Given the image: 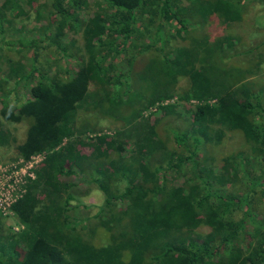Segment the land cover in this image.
Returning a JSON list of instances; mask_svg holds the SVG:
<instances>
[{
	"label": "trees",
	"instance_id": "obj_1",
	"mask_svg": "<svg viewBox=\"0 0 264 264\" xmlns=\"http://www.w3.org/2000/svg\"><path fill=\"white\" fill-rule=\"evenodd\" d=\"M85 4L49 0L36 9L38 21L42 7L46 13L39 37L7 39L0 27L2 46L32 54L31 69L20 58L0 69V117L30 121L16 146L20 158L44 155L10 205L21 229L4 232L0 211V264H264V123L257 119L264 116V87L252 79L239 86L230 60V52H242L264 61L258 52L264 41L238 52V36L210 41L203 30L212 15L224 25L240 21L238 0H97L84 21L77 11ZM21 7V0H3L0 23L8 21L6 11ZM146 19L158 23L138 51L163 42V23L172 20L178 24L174 34H184L190 46L151 59L147 68L154 74H111L114 59ZM65 29H82L87 56L65 77L40 72L35 56L41 44L63 52L73 47L62 44ZM179 77L189 81L180 100L198 101L184 110L180 126L172 123L173 114L179 116L173 104L159 106V115L140 116L141 108L172 97ZM21 81L32 82L25 101L16 98ZM150 81L156 88L149 96L144 88L132 92L136 82ZM90 82L96 83L94 91ZM124 106L129 110L122 111ZM79 109L103 110L122 124L111 134L87 136L75 124ZM225 128L242 133L250 154L239 150L219 165L209 163L208 150ZM253 159L261 167L258 174L251 172ZM90 183L104 194L95 219L108 234L103 245L92 242L88 217L70 216L75 192ZM237 208L239 218L233 216ZM201 225L208 232H197Z\"/></svg>",
	"mask_w": 264,
	"mask_h": 264
},
{
	"label": "rangeland",
	"instance_id": "obj_2",
	"mask_svg": "<svg viewBox=\"0 0 264 264\" xmlns=\"http://www.w3.org/2000/svg\"><path fill=\"white\" fill-rule=\"evenodd\" d=\"M97 0H86V4L77 11V15L82 20H87L92 17L96 9ZM3 0H0V4ZM49 0H34L32 5H29L26 0H21V8L16 10H10L5 12V18L8 19L7 22L3 21L0 23V27L3 28L2 33L7 39H25L31 37H39L44 35L41 26L45 23V17L42 18V15H46L44 12V7L40 12V20H36L35 14L36 9H39L43 4H48ZM239 5L242 7L243 16L242 19L238 22L224 25L220 23L214 15L210 16L209 19L205 22L204 32L206 37L210 41H213L216 37L225 34H234L238 36L239 42L237 44V51H245L250 48L258 45L264 41V0H238ZM156 19V17H155ZM9 20L11 21L9 23ZM155 21V20H154ZM9 23V24H8ZM144 25L139 28L140 30L136 33L133 32V35L130 39V42H127L123 47L127 48L125 53L119 54L113 63L114 66L111 70V74L117 75L126 73L140 72L142 70H147L146 72L154 74L153 68H147L148 62H152L151 59L154 57L162 58L165 54L169 53L172 55L175 49L181 47L190 46V39L181 33L180 35L174 34L175 30L178 27V24L172 20L169 23H163L164 30V41L157 42L154 45V50L152 51H138L143 46L142 42L145 43L151 41L153 38V33L155 32L156 22H149L148 19L144 21ZM77 29V28H76ZM174 34V36H172ZM198 34V32H197ZM1 35V34H0ZM198 36H200L198 34ZM153 40V39H152ZM62 44H69L72 42L73 47L69 48L71 50H66L63 52L61 48H57L54 44L45 43L41 44L40 52L35 56V60H38L40 64V72H48L49 74H54L57 72L58 75L65 77L68 73L70 74L73 69L76 68V63L80 60L81 57H86L84 51V38L82 29L76 31L64 30V35L61 38ZM131 42L134 46H130ZM44 43V42H43ZM130 43V44H129ZM3 43H0V69L1 71L6 70L8 67L9 59L11 61L23 59V62L26 63V69H31L30 65L32 63V54L27 52H22L21 54L10 51L8 47L2 46ZM161 50H158L157 48ZM33 51V50H32ZM258 52L264 53V46L259 45ZM230 60L236 69L234 74L238 72L239 78L238 85L245 82L248 79H252L253 83L257 87H264V61H261L253 55L251 57L240 52L238 56H235V52H230ZM167 55V56H168ZM134 56V57H133ZM225 62V61H224ZM254 63L256 66L254 67ZM257 63L259 65L257 66ZM132 64V67L129 66ZM145 67V68H144ZM154 72V73H153ZM121 80H124V77H121ZM14 81H9V86L12 87ZM32 85L30 81H21L17 87V100L25 101L29 97V88ZM141 83H135L133 86L132 92L138 88H144L146 95L149 96L154 90V84L150 81L148 85L142 86ZM189 85L188 78L179 77L176 84V93L169 98L161 99L156 101L153 104L148 105L146 108H141L140 116H148L152 113L153 115H159L158 111L159 106L173 104L176 106V113L179 116L173 114L172 123L176 124L179 127L180 122L185 119L184 116H187L184 110L190 105L198 103L196 100H180L179 92L182 89H185ZM3 90V85L1 84ZM0 88V99L2 98V91ZM89 89L94 91L96 89V83L90 82ZM12 99V97H11ZM29 99V98H28ZM127 109L125 106L122 107V111L126 112ZM181 114V115H180ZM181 116V117H180ZM258 121L264 123V116L260 115ZM30 124V121L27 119L20 120L18 122H8L0 117V191L7 185V180L10 177H13L15 173L17 178H22L23 169L26 171L27 163L22 161L20 155L17 154L16 146L20 144L26 135L27 128ZM75 124L76 127L83 130L87 136H93L100 133H113L122 122L118 119L110 117V115L103 112V110L96 112H85L78 110L75 114ZM87 127V128H85ZM242 150L246 155L250 154V145L244 139L242 133L237 130H223V136L218 142H214L210 150H208L210 157L208 162L213 164H220L224 156L232 154ZM39 158V157H38ZM38 158L33 159V164L37 162ZM251 172L258 174L261 167L253 159L250 161ZM29 171V170H28ZM104 201V194L99 188L93 184H84L79 187L78 191L75 192V200L71 201L72 208L70 210V216L74 219H82L88 217L90 227L92 228V234L90 238L93 243L96 244H105L108 239V234L105 229L100 226V224L95 220L97 214L100 211V206ZM260 212L264 211V203L260 205ZM242 215V211L237 208L233 212L235 218H239ZM255 219H258V216L255 215ZM3 221V230L7 231H18L21 229L16 216L14 214L6 213L2 215ZM248 229H251L250 223L247 224ZM209 228L207 226L201 225L197 232L206 233Z\"/></svg>",
	"mask_w": 264,
	"mask_h": 264
},
{
	"label": "built area",
	"instance_id": "obj_3",
	"mask_svg": "<svg viewBox=\"0 0 264 264\" xmlns=\"http://www.w3.org/2000/svg\"><path fill=\"white\" fill-rule=\"evenodd\" d=\"M43 156L44 155L42 153H38V154L32 155L28 160H24L21 158L22 161H26L27 169L29 171L28 170L25 171L23 169L22 178L20 179L17 178L18 173H15L13 177H10L7 180V185L2 189L4 191L3 192L0 191V211L2 215H5L6 213L13 214L10 208L11 203L15 199H17L21 195V193L24 191L23 183L25 182L26 177L27 176L30 178L34 177V173L32 172L31 168L34 167L36 164H38L43 158ZM34 158H38V160L36 163L33 164Z\"/></svg>",
	"mask_w": 264,
	"mask_h": 264
}]
</instances>
